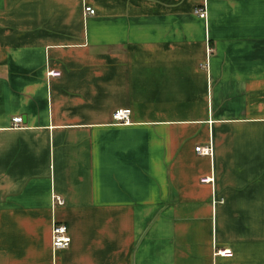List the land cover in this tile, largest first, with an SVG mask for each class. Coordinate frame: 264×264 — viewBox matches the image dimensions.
<instances>
[{
	"label": "crops",
	"instance_id": "crops-1",
	"mask_svg": "<svg viewBox=\"0 0 264 264\" xmlns=\"http://www.w3.org/2000/svg\"><path fill=\"white\" fill-rule=\"evenodd\" d=\"M0 264H264V0H0Z\"/></svg>",
	"mask_w": 264,
	"mask_h": 264
},
{
	"label": "built area",
	"instance_id": "built-area-1",
	"mask_svg": "<svg viewBox=\"0 0 264 264\" xmlns=\"http://www.w3.org/2000/svg\"><path fill=\"white\" fill-rule=\"evenodd\" d=\"M84 11L88 14H94V9L90 6H85ZM195 13L200 18H206V9L205 6L197 7L195 9ZM208 52L210 53V46L207 47ZM58 71L49 70L48 75H58ZM130 109L129 108H118L115 109L112 113V119L115 123L120 124H128L130 120ZM23 119L21 116H14L12 117V123L14 126L18 127L21 126ZM195 151L201 155H211L212 154V147L211 144L208 143L206 145H198L195 147ZM54 201L57 204H63V200L60 197H55ZM71 237L67 232V227L63 223H53L51 227V246L53 250L57 249H64L67 248L70 244ZM217 254L224 255L227 253V249H217Z\"/></svg>",
	"mask_w": 264,
	"mask_h": 264
}]
</instances>
